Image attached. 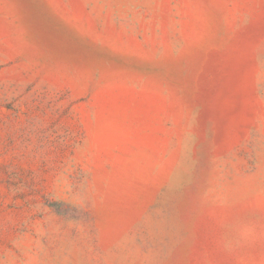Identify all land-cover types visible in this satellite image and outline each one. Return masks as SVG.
Wrapping results in <instances>:
<instances>
[{
    "label": "rangeland",
    "instance_id": "1",
    "mask_svg": "<svg viewBox=\"0 0 264 264\" xmlns=\"http://www.w3.org/2000/svg\"><path fill=\"white\" fill-rule=\"evenodd\" d=\"M0 264H264V0H0Z\"/></svg>",
    "mask_w": 264,
    "mask_h": 264
}]
</instances>
